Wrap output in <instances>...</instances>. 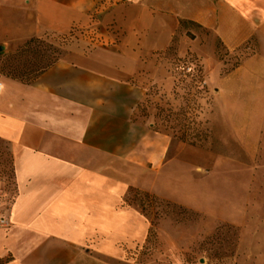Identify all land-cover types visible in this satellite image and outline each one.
<instances>
[{"label":"crops","instance_id":"1","mask_svg":"<svg viewBox=\"0 0 264 264\" xmlns=\"http://www.w3.org/2000/svg\"><path fill=\"white\" fill-rule=\"evenodd\" d=\"M28 1L31 19L5 23L15 28L2 36L0 55L33 38L72 42L28 84L0 75V140L10 146L18 188L0 229V260H127L151 228L124 203L130 188L198 209L208 202L192 180L193 148L142 124L140 105L157 87L172 91L166 57L174 46L181 58L199 56L211 77L222 63L217 40L234 52L255 36L260 57L244 60L220 85L264 84V0ZM204 32L212 53L201 46Z\"/></svg>","mask_w":264,"mask_h":264},{"label":"rangeland","instance_id":"2","mask_svg":"<svg viewBox=\"0 0 264 264\" xmlns=\"http://www.w3.org/2000/svg\"><path fill=\"white\" fill-rule=\"evenodd\" d=\"M15 1L0 0V41L15 28L5 23L19 18L26 24L33 15L30 1ZM208 39L204 32L201 46L212 53L214 43ZM69 42V37L30 39L13 53L2 51L0 70L15 68V74L29 83L43 66L65 55L62 45ZM215 46L222 63L219 74L218 67L211 69V77L199 56L181 58L177 46L172 47L166 69L175 79L174 87L170 92L153 89L138 116L142 124L152 122L154 130L193 148L192 180L208 202L198 209L160 196L152 201L133 191L128 204H142L151 224L146 243L127 260L94 259L91 264H264V84L260 79L235 78L220 85L244 60L258 59L261 45L254 36L234 52H227L220 40ZM224 92L230 94L218 95ZM17 195L10 146L0 140V229Z\"/></svg>","mask_w":264,"mask_h":264},{"label":"trees","instance_id":"3","mask_svg":"<svg viewBox=\"0 0 264 264\" xmlns=\"http://www.w3.org/2000/svg\"><path fill=\"white\" fill-rule=\"evenodd\" d=\"M33 42H34V40H31L30 42H28V43L24 46V48L22 49V53L26 52L27 49H29L30 45H31ZM58 60H59V59H55L53 62H50V63H48L46 66H43L42 69L37 73V75L35 76V78H34L33 80H35V79L38 78L39 76L43 75L46 71H48L50 68H52V67L58 62ZM15 70H16L15 68H12V69H10L8 72H6V70L2 69V70H0V74H1V75H4V76L7 77V78L14 79V80H18V81H21L22 83H26V84H28V82H24V80L22 79V77H19V76H17V75L15 74ZM33 80H32V81H33ZM32 81H31V82H32ZM29 83H30V82H29ZM133 191H137V193L140 192L141 194H143V195L145 196V198H148V199H150V200H152V201H156V202H157V201L160 200L159 197H157V196H155V195H152V194H149V193L143 192V191H141V190H139V189H137V188H130L128 194L126 195V197H125V199H124V203H125L126 205H131V204H128L127 199H128L129 195H131V193H132ZM173 206L176 207V205H173ZM138 208L141 209V211H142L143 213H145V209L143 208V205H142V204H139Z\"/></svg>","mask_w":264,"mask_h":264},{"label":"built area","instance_id":"4","mask_svg":"<svg viewBox=\"0 0 264 264\" xmlns=\"http://www.w3.org/2000/svg\"><path fill=\"white\" fill-rule=\"evenodd\" d=\"M1 90V89H0ZM1 224L3 225V227H6L8 225V222L6 220H2Z\"/></svg>","mask_w":264,"mask_h":264}]
</instances>
